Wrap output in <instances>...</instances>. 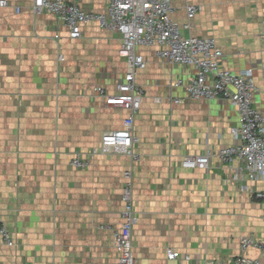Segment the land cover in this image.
I'll use <instances>...</instances> for the list:
<instances>
[{
	"label": "crops",
	"instance_id": "obj_1",
	"mask_svg": "<svg viewBox=\"0 0 264 264\" xmlns=\"http://www.w3.org/2000/svg\"><path fill=\"white\" fill-rule=\"evenodd\" d=\"M6 1L0 6V227L15 244L2 245L0 264H116L114 231L123 222L127 170L138 264H177L167 258L169 247L189 255L188 264L239 254L263 264L264 250H242L240 239L264 238V202L242 189L260 191L264 184L234 181L238 160L214 157L205 170L182 164L188 155L237 143L230 131L239 124L236 108L224 99L191 98L174 83L188 81L193 68L166 63L155 46L138 47L147 63L136 76L144 90L134 124L139 158L93 154L103 134L123 128L130 113L99 92L117 94L125 80L120 34L92 21L71 40L59 17L33 10L34 0ZM68 1L88 13L108 7L107 0ZM186 3L201 9L185 33L215 37L221 65L231 72L251 70L255 106L264 111V0H173L181 26L188 22ZM76 154L89 164L73 166Z\"/></svg>",
	"mask_w": 264,
	"mask_h": 264
},
{
	"label": "built area",
	"instance_id": "obj_2",
	"mask_svg": "<svg viewBox=\"0 0 264 264\" xmlns=\"http://www.w3.org/2000/svg\"><path fill=\"white\" fill-rule=\"evenodd\" d=\"M108 7L104 13H88L77 4L68 0H34L33 10L41 14L51 13L59 17L68 28V38L78 39L82 36L84 25L95 21L100 27L120 34L123 44L120 55L127 60L128 70L125 80L117 85L118 93L107 95L103 88L99 92L106 98L108 105L118 106L129 110L124 119V126L118 130L106 131L98 148V152L113 153L121 151L133 159H138L134 147L139 142L134 133L137 113L141 108L144 94L143 88L137 83L139 70L146 68L144 57L138 53V47L155 46L157 55L166 63L196 69L197 73L188 81L177 80L174 85L182 86L191 98L214 101L224 99L235 106L239 115V124L230 129L237 143L226 146L218 152L210 149L203 154L188 155L182 164L190 169H207L214 157L222 163L238 160V168L234 170V181L248 178L264 184V111L255 106L254 95L257 91L254 75L251 70L238 73L231 72L221 65L223 52L213 36H195L188 34L191 28L190 20L201 9L200 6L186 3L184 9L188 22L181 26L173 19L176 11L173 0H107ZM0 6H7L6 0H0ZM262 36L264 38V14L262 19ZM56 37H59L58 35ZM63 60V55L59 56ZM176 99L175 102H179ZM71 164L76 168L86 167L88 160L76 154ZM128 182L124 188L122 212L123 222L114 231V246L118 251L116 264H138L134 255L133 228L138 217L134 208L132 195L131 171L125 172ZM130 180V181H129ZM251 195L264 202V190L249 189ZM264 218V214H263ZM0 249L3 244H15L9 230L0 227ZM242 250L250 247L264 250V238L245 236L240 239ZM167 258L177 261V264H188L189 255H181L178 249L169 247ZM208 264H262L244 254L230 259L210 261ZM264 264V263H263Z\"/></svg>",
	"mask_w": 264,
	"mask_h": 264
},
{
	"label": "rangeland",
	"instance_id": "obj_3",
	"mask_svg": "<svg viewBox=\"0 0 264 264\" xmlns=\"http://www.w3.org/2000/svg\"><path fill=\"white\" fill-rule=\"evenodd\" d=\"M194 69V68H193ZM195 74L197 73L196 69H194ZM232 105V104H231ZM233 106V105H232ZM235 108V106H233ZM210 167V166H209ZM208 169V168H207ZM124 193V192H123ZM123 197V195H122Z\"/></svg>",
	"mask_w": 264,
	"mask_h": 264
},
{
	"label": "bare ground",
	"instance_id": "obj_4",
	"mask_svg": "<svg viewBox=\"0 0 264 264\" xmlns=\"http://www.w3.org/2000/svg\"><path fill=\"white\" fill-rule=\"evenodd\" d=\"M83 154V153H82ZM199 172V171H198ZM227 241V240H226Z\"/></svg>",
	"mask_w": 264,
	"mask_h": 264
}]
</instances>
